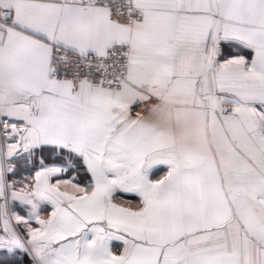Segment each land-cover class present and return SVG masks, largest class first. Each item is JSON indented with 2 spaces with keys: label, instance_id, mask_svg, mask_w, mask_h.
Wrapping results in <instances>:
<instances>
[{
  "label": "snow or ice",
  "instance_id": "1",
  "mask_svg": "<svg viewBox=\"0 0 264 264\" xmlns=\"http://www.w3.org/2000/svg\"><path fill=\"white\" fill-rule=\"evenodd\" d=\"M0 264H264V0H0Z\"/></svg>",
  "mask_w": 264,
  "mask_h": 264
}]
</instances>
